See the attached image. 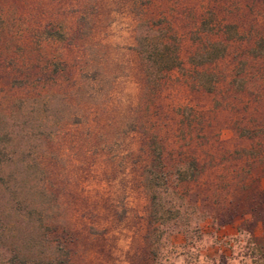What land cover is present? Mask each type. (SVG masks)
I'll use <instances>...</instances> for the list:
<instances>
[{
  "label": "rangeland",
  "instance_id": "rangeland-1",
  "mask_svg": "<svg viewBox=\"0 0 264 264\" xmlns=\"http://www.w3.org/2000/svg\"><path fill=\"white\" fill-rule=\"evenodd\" d=\"M0 9L2 254L264 264V157L251 162L235 129L264 128V59L252 55L264 50V0H0ZM165 44L181 66L156 72L148 52ZM219 46L225 56L204 71ZM160 142L169 170L199 160L197 182L154 189ZM154 191L173 211L162 221Z\"/></svg>",
  "mask_w": 264,
  "mask_h": 264
},
{
  "label": "trees",
  "instance_id": "trees-1",
  "mask_svg": "<svg viewBox=\"0 0 264 264\" xmlns=\"http://www.w3.org/2000/svg\"><path fill=\"white\" fill-rule=\"evenodd\" d=\"M5 12L4 10L0 9V32L3 31L5 27ZM45 34V31L42 33ZM153 43V42H151ZM260 43H264V37L260 38L258 41V45ZM156 45V44H154ZM219 45L218 43H213L211 46ZM169 45H164L161 49H158L156 47H153L151 51L148 52V58L153 59L154 64L157 65L156 72L163 73L164 71H170L174 69L175 67L181 66L180 59L178 58V55L175 54L172 57V53L168 48ZM152 48V46L150 47ZM227 48L225 46L218 48V53L215 55V57L211 56L210 54H205L204 56V63L200 64L202 65V69L204 68L205 71V65L208 63L209 65L213 64V61L216 59H220L221 57H224L226 54ZM253 58L264 59V50L259 48L257 45L253 49ZM205 73V72H204ZM250 72H248V75ZM209 75V74H207ZM247 75V76H248ZM207 89V88H202ZM208 91L210 93H216L217 91V84L214 82L210 88H208ZM243 91V89H242ZM242 93V92H241ZM239 93L237 91H230V95H234L237 97ZM236 132L238 135L243 138L244 140H248L251 144L249 151L246 153L248 155V159H250L251 162H261L262 158L264 157V128L261 126H246L237 124L235 127ZM152 149L154 151L155 158L153 159L154 166L153 170L149 171V183L154 187V189H160L161 191L170 192L174 191V187L177 185V180L186 184L197 182L202 175V173L205 171L204 168H202L201 165H199V160L195 157H189L187 164L184 166H178L176 170H169V167L166 163V157L167 155L171 154L169 150H167L164 143L160 142L159 144H155L152 146ZM1 155V154H0ZM1 161V160H0ZM264 172V167L261 168ZM157 191V190H156ZM151 204L153 209V215L159 220L164 219V215L166 212L173 213V211L169 209H165L163 205V201L161 196L158 192H153L151 196ZM62 261H58L57 263L53 261H47L41 264H62ZM0 264H34L29 259L19 256L15 253L6 256L0 252Z\"/></svg>",
  "mask_w": 264,
  "mask_h": 264
}]
</instances>
